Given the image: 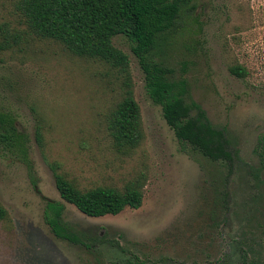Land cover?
Returning <instances> with one entry per match:
<instances>
[{
	"label": "rangeland",
	"instance_id": "obj_1",
	"mask_svg": "<svg viewBox=\"0 0 264 264\" xmlns=\"http://www.w3.org/2000/svg\"><path fill=\"white\" fill-rule=\"evenodd\" d=\"M20 43L0 55V114L15 120L29 164L0 138V264H264V0H191L154 51L178 89L226 131L235 160L182 144L150 98L133 43L129 56L143 140L115 150L107 117L121 100L104 63L27 34L17 0H0V32ZM242 66L245 78L230 72ZM41 128L42 143L37 140ZM53 168L82 189L137 184L139 209L90 218L63 200ZM87 244L58 239L49 202Z\"/></svg>",
	"mask_w": 264,
	"mask_h": 264
},
{
	"label": "trees",
	"instance_id": "obj_2",
	"mask_svg": "<svg viewBox=\"0 0 264 264\" xmlns=\"http://www.w3.org/2000/svg\"><path fill=\"white\" fill-rule=\"evenodd\" d=\"M191 0H17L27 34L51 40L70 54L104 63L115 72L122 89L121 100L107 117V130L112 145L128 154L143 140L141 109L135 99L129 56L117 48L113 39L125 36L133 43V52L145 73L151 100L162 107L163 117L178 140L192 150L218 162L232 164L235 160L226 131L215 127L206 112L187 97L169 72L154 58V51L176 27L183 10ZM20 43V35L8 30L0 32V55ZM230 72L240 78L247 76L242 66ZM0 138L18 151L29 164L27 141L16 128L15 120L0 114ZM41 128L37 140L42 143ZM57 189L63 200L90 218L119 215L127 208L139 209L144 193L137 184L124 190L110 186L82 189L66 175L53 168ZM8 216L0 205V222ZM46 219L53 234L61 240L89 247L65 220V206L49 202ZM247 264V262H245Z\"/></svg>",
	"mask_w": 264,
	"mask_h": 264
}]
</instances>
